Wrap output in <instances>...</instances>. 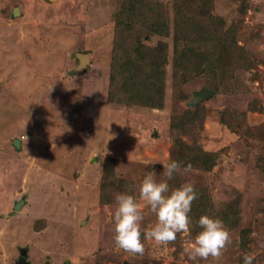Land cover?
<instances>
[{
  "label": "rangeland",
  "instance_id": "1",
  "mask_svg": "<svg viewBox=\"0 0 264 264\" xmlns=\"http://www.w3.org/2000/svg\"><path fill=\"white\" fill-rule=\"evenodd\" d=\"M158 1L173 22L200 12ZM210 1L231 44L212 58L227 64L221 88L192 105L212 76L195 73L183 41L175 55L172 36H148L169 49L165 69L158 58L153 67L163 90L129 107L108 99L120 0H0V264H14L20 248L30 264H244L253 253L252 264H264V0ZM79 54L90 59L80 72ZM170 160L191 166L170 189L193 182L207 215L230 221L219 260L185 252L201 231L195 212L172 243L144 241L143 255L116 247L115 196H136L142 229L153 227L139 187L149 172L164 179ZM112 166L118 178L106 174Z\"/></svg>",
  "mask_w": 264,
  "mask_h": 264
},
{
  "label": "trees",
  "instance_id": "2",
  "mask_svg": "<svg viewBox=\"0 0 264 264\" xmlns=\"http://www.w3.org/2000/svg\"><path fill=\"white\" fill-rule=\"evenodd\" d=\"M239 1L242 2V0ZM120 2L121 6L115 15L113 65L108 92L111 103L132 107L142 103V99L148 97L147 92L151 94L158 89L163 90V79L157 76V81L154 80L155 75L158 74H155L153 67L158 58L162 61L158 64V73L165 69L169 49L164 42L149 44L148 36L166 39L172 36L175 43V55L179 53L178 42L183 41L184 47L181 48L180 54L189 65L192 64L195 73L207 69L206 75L212 76L208 89L215 92L217 88H221V81L217 82L215 79L218 75L221 77L225 74L227 64L219 67L220 63H217L215 59L212 61V58H225L224 55L231 48V44L227 39H223L225 31L221 26L220 17L214 13L212 1L175 0L176 5H180L179 9L181 4L184 7L190 5L195 6V9L200 12H191L190 15L185 12L182 18L179 16L174 22L169 17L166 7L158 0H120ZM201 33L205 36L199 37ZM106 174L109 176L112 174L111 177L114 179L119 175L113 166ZM109 180L112 181V179ZM111 186L113 187L114 184L111 183ZM176 187V184H173V188ZM201 199H204L203 196L197 195V199L192 204V215L194 212L195 216L196 213L208 214ZM220 219L226 225H230V221H226L224 214Z\"/></svg>",
  "mask_w": 264,
  "mask_h": 264
},
{
  "label": "clouds",
  "instance_id": "3",
  "mask_svg": "<svg viewBox=\"0 0 264 264\" xmlns=\"http://www.w3.org/2000/svg\"><path fill=\"white\" fill-rule=\"evenodd\" d=\"M191 166L182 168L181 163L170 160L163 164L164 179H157L155 172L147 173L139 187V200L150 207L157 217L155 225L142 229L143 205L137 197L128 193L115 196L117 208L114 213L115 244L117 249L133 255H143L144 241L167 245L176 240L178 233H188L192 218V204L197 199L195 185L191 181L170 189L168 181L177 173L187 174ZM201 231L194 240L186 243L185 252L192 260H219L232 243L231 230L220 218L202 215L198 220ZM254 235V234H253ZM255 254H246L244 264H252Z\"/></svg>",
  "mask_w": 264,
  "mask_h": 264
},
{
  "label": "water",
  "instance_id": "4",
  "mask_svg": "<svg viewBox=\"0 0 264 264\" xmlns=\"http://www.w3.org/2000/svg\"><path fill=\"white\" fill-rule=\"evenodd\" d=\"M18 12H19V8H15L13 15L17 16L19 14ZM78 56H79V58H81V64L79 65L77 70L80 72V71H83L85 66H87V64L90 62V59H89L88 54H79ZM213 95H214V92L212 90H210L208 88H202L199 91L193 92L191 104L196 105L199 102L203 101L204 99H207ZM15 146L17 148L21 147V139H16ZM24 202H25L24 198L20 202H18L15 205L16 210L21 209ZM29 263L30 262L28 260V250H27V248H24L21 251V257L14 264H29Z\"/></svg>",
  "mask_w": 264,
  "mask_h": 264
},
{
  "label": "flooded vegetation",
  "instance_id": "5",
  "mask_svg": "<svg viewBox=\"0 0 264 264\" xmlns=\"http://www.w3.org/2000/svg\"><path fill=\"white\" fill-rule=\"evenodd\" d=\"M22 249H23V248H20V249H19V250H20V256H19V258L21 257V251H22ZM19 258H18V259H19ZM28 260H29V259H28ZM29 261H30V260H29ZM29 264H30V263H29ZM46 264H51V263H50V262H46ZM60 264H67V263L64 262V263H60Z\"/></svg>",
  "mask_w": 264,
  "mask_h": 264
},
{
  "label": "crops",
  "instance_id": "6",
  "mask_svg": "<svg viewBox=\"0 0 264 264\" xmlns=\"http://www.w3.org/2000/svg\"><path fill=\"white\" fill-rule=\"evenodd\" d=\"M21 143H22V141H21ZM26 199V198H25ZM28 254H29V250H28ZM29 259V258H28Z\"/></svg>",
  "mask_w": 264,
  "mask_h": 264
}]
</instances>
